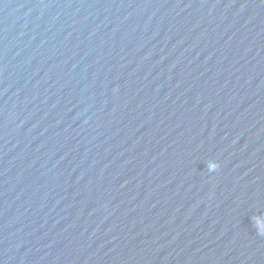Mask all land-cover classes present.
<instances>
[{"label": "water", "instance_id": "1", "mask_svg": "<svg viewBox=\"0 0 264 264\" xmlns=\"http://www.w3.org/2000/svg\"><path fill=\"white\" fill-rule=\"evenodd\" d=\"M0 264H264V0H0Z\"/></svg>", "mask_w": 264, "mask_h": 264}]
</instances>
